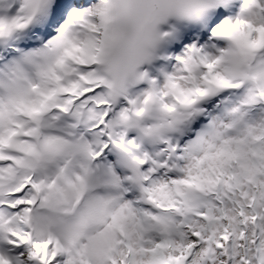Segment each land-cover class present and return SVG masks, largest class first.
Returning <instances> with one entry per match:
<instances>
[{
	"label": "snow or ice",
	"instance_id": "1",
	"mask_svg": "<svg viewBox=\"0 0 264 264\" xmlns=\"http://www.w3.org/2000/svg\"><path fill=\"white\" fill-rule=\"evenodd\" d=\"M0 264H264V0H0Z\"/></svg>",
	"mask_w": 264,
	"mask_h": 264
}]
</instances>
